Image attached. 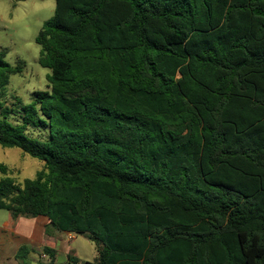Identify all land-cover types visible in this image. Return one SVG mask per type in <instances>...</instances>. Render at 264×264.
<instances>
[{
  "label": "trees",
  "instance_id": "16d2710c",
  "mask_svg": "<svg viewBox=\"0 0 264 264\" xmlns=\"http://www.w3.org/2000/svg\"><path fill=\"white\" fill-rule=\"evenodd\" d=\"M36 44L50 89L20 121L0 102V145L44 168L0 164V210L93 242L86 264H264V0H56Z\"/></svg>",
  "mask_w": 264,
  "mask_h": 264
},
{
  "label": "rangeland",
  "instance_id": "374dc122",
  "mask_svg": "<svg viewBox=\"0 0 264 264\" xmlns=\"http://www.w3.org/2000/svg\"><path fill=\"white\" fill-rule=\"evenodd\" d=\"M56 0H0V51L8 50L6 62L16 66L24 61L23 72L11 76L10 83L0 97L4 108L12 110V121H20L21 104H30L35 91L49 90L47 75L50 71L42 68L38 59L40 47L36 38L43 24L54 16ZM3 109H0V117ZM32 134V133H31ZM33 137H47L45 130L33 132ZM0 164L9 167V175L17 183L35 179L44 168V163L32 158L18 148H5L0 145ZM4 176L0 173V179ZM69 243L71 255L78 257L79 264L92 262L96 256V245L83 236ZM57 264H69L67 257L60 253Z\"/></svg>",
  "mask_w": 264,
  "mask_h": 264
},
{
  "label": "crops",
  "instance_id": "0c3cea01",
  "mask_svg": "<svg viewBox=\"0 0 264 264\" xmlns=\"http://www.w3.org/2000/svg\"><path fill=\"white\" fill-rule=\"evenodd\" d=\"M48 226L49 220L45 217H21L13 220L8 211L0 210L1 264L47 263L49 259L43 253L45 247L55 250L57 259L62 253L68 260L72 250L69 243L76 242V236L56 231ZM23 247L29 251L26 256L25 254L19 256V251Z\"/></svg>",
  "mask_w": 264,
  "mask_h": 264
},
{
  "label": "water",
  "instance_id": "95a60500",
  "mask_svg": "<svg viewBox=\"0 0 264 264\" xmlns=\"http://www.w3.org/2000/svg\"><path fill=\"white\" fill-rule=\"evenodd\" d=\"M66 234H68V233H66Z\"/></svg>",
  "mask_w": 264,
  "mask_h": 264
}]
</instances>
